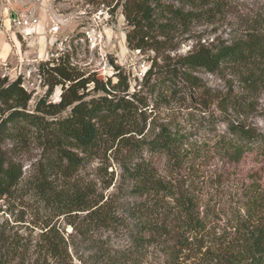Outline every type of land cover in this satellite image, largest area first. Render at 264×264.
<instances>
[{"label": "rangeland", "instance_id": "rangeland-1", "mask_svg": "<svg viewBox=\"0 0 264 264\" xmlns=\"http://www.w3.org/2000/svg\"><path fill=\"white\" fill-rule=\"evenodd\" d=\"M117 1L0 0V77H20L32 94L29 109L34 110L48 92L42 62L68 55L86 76L111 78L113 83L120 71L128 92L140 91L145 98L148 135L162 123L184 135L182 161L176 167L166 155L147 148L134 160L150 161L159 175L189 193L190 210L202 220V228L192 227L186 233L189 244L181 248L176 240L183 222L176 217V201L166 197L165 214L154 217L158 222L167 217L172 234L149 241L152 230L142 223L149 216L141 221L134 216L146 197L132 193V180L124 176L120 160L124 153L117 154L116 146L87 158L71 176L50 175L55 189L88 185L104 205L93 218H85L87 211L59 214L33 183L46 168L50 151L45 139L28 132L3 143L8 158L19 163L24 174L13 191L0 198V264H238L248 253L247 243L264 245V63L218 73L199 70L195 84L164 97L157 95L164 87L161 82L153 89L154 80L145 82L143 77L154 57L163 66L167 54L174 57L199 44L231 42L255 27L264 30V0H164L180 11L179 17L162 16L151 31L158 50L128 46L131 26ZM22 16L37 19L31 37L16 23ZM96 21L107 38L101 55L75 43L82 28ZM166 22L169 27L161 28ZM93 87L94 82L88 84V90ZM62 92V85L55 86L49 102L59 101ZM233 124L250 128L254 140L232 134ZM50 229L54 232L47 235Z\"/></svg>", "mask_w": 264, "mask_h": 264}, {"label": "trees", "instance_id": "trees-1", "mask_svg": "<svg viewBox=\"0 0 264 264\" xmlns=\"http://www.w3.org/2000/svg\"><path fill=\"white\" fill-rule=\"evenodd\" d=\"M179 1L183 4H195L197 0ZM117 3L122 6V13L131 26L127 41L128 46L134 49L158 50L151 31L156 28L162 16L179 17V8L175 9L164 0H119ZM167 23L160 24V27L167 29ZM163 32L166 33L167 30ZM165 59V64L161 66L155 57L152 58V64L143 77L145 82L154 80L153 89L157 83H162L164 87L159 89V97L195 84L198 81L195 72L202 69L218 73L227 68L240 69L248 67L250 63H264V30L262 27H255L246 37H239L231 42L199 44L186 54L174 57L167 54ZM40 71L46 74L48 92L40 97L34 110L29 109L32 94L22 86L20 77L14 80L0 77V198L9 195L24 174L22 166L6 155L4 141L34 132L45 139L50 151L46 168L33 178L35 189L44 195L47 203L58 210L59 214L87 211L85 218H93L104 208V205H100V200L94 198V190H90L88 185L57 190L52 186L50 175L61 173L63 176H71L85 164L87 158L116 146L117 154L124 153L120 160L124 176L132 180V193L146 197L145 201L136 206L139 214L134 216L140 221L144 215L149 216V221L142 222L152 230L153 235L149 241L172 234L167 217L162 222L154 217L165 214L166 207L162 201L166 197H172L176 201L175 207H178L176 217L183 222L185 228L181 229V234L177 232L176 241L181 248L189 244L186 233L193 230L192 227L202 228V220L194 218L193 211L190 210L192 197L159 175L150 161L134 160L135 155L147 148L153 154L166 155L176 167L182 161L184 135L166 123L153 126V133L148 135L151 126L147 128L145 98L139 94L140 91L128 92L129 84L120 71L116 74V83L111 78L105 81L91 76L92 74L86 76L84 71L70 62L68 55L42 62ZM263 73L264 69L261 75ZM91 82H94V87L88 90ZM124 84V92H121L118 88ZM57 85H62L63 88L61 99L49 102L48 97ZM91 91L95 93L92 95ZM67 109H70L69 112L63 114ZM231 133L250 141L255 137L250 128L239 124L231 126ZM75 149L84 156L79 155ZM235 151L240 154L241 150L236 148ZM50 230L47 235L53 234L54 229ZM242 238L245 240L243 235ZM250 244L247 243L248 253L238 264H264V245ZM54 248L53 243L52 249Z\"/></svg>", "mask_w": 264, "mask_h": 264}, {"label": "built area", "instance_id": "built-area-1", "mask_svg": "<svg viewBox=\"0 0 264 264\" xmlns=\"http://www.w3.org/2000/svg\"><path fill=\"white\" fill-rule=\"evenodd\" d=\"M16 23L19 27L23 28L26 36L31 37V31L34 29L37 19L33 16H22L18 18ZM106 39V33L104 32L102 25L99 21H96L82 28V31L77 36L75 43H84L87 45L89 50L101 55L106 47Z\"/></svg>", "mask_w": 264, "mask_h": 264}]
</instances>
